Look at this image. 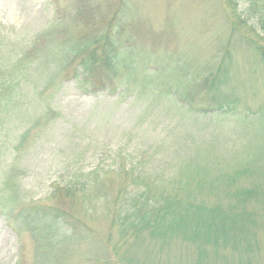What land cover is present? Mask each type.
Here are the masks:
<instances>
[{"label": "rangeland", "instance_id": "obj_1", "mask_svg": "<svg viewBox=\"0 0 264 264\" xmlns=\"http://www.w3.org/2000/svg\"><path fill=\"white\" fill-rule=\"evenodd\" d=\"M261 19L264 0H0V264H264ZM84 29L113 37L115 74L64 68ZM190 206L201 223L175 221ZM215 211L241 218L194 235Z\"/></svg>", "mask_w": 264, "mask_h": 264}, {"label": "trees", "instance_id": "obj_2", "mask_svg": "<svg viewBox=\"0 0 264 264\" xmlns=\"http://www.w3.org/2000/svg\"><path fill=\"white\" fill-rule=\"evenodd\" d=\"M78 5H79L78 6L79 8L86 6L85 3H82V4L80 3ZM85 10H87V9H85ZM85 10H81V9L79 10V14H80L79 18H80V21H82V18L84 19V21H85L84 26H86L85 28H87L88 25H90L92 23V21L90 18L91 16ZM84 11H85V13L83 14ZM101 19H103V18H101ZM96 21L102 23L105 20H96ZM116 22H117L116 19H111V21L108 23L109 24L112 23V25L116 27ZM260 29L264 33V21H263V19L260 20ZM95 30H96V28H95ZM95 30H94V32H95ZM94 32L92 29H84V32H82L79 35H76L75 38H74V36L73 37L69 36L66 33H64L62 35L63 43H67L69 41L68 44L70 47V52H68L65 55L64 68H68L71 63L74 64V63L79 62L84 67V71L86 72V74L91 73V74H96L97 76L103 75V74L108 75L109 73L115 74L116 68H117L116 65H118V62L120 60V58H119L120 53H118L117 51H115L113 49L115 47L114 46L115 43H113V41H114L113 37L110 36V38H108V37H106L107 39L105 38L106 40H105L104 44L101 46V51L99 52L98 47L100 46V40L97 37L93 36ZM118 36L122 39L120 31H118ZM263 38H264V35H263ZM244 39H246V37ZM121 42L124 43L125 45H128V47L133 46V48L136 47V45H138V44H143L142 41H138V42L132 43V44L127 43L123 40H121ZM255 51H257L258 57H259L260 61L262 62V64L264 65V47L261 45H259V46L257 45ZM25 59H27V57H25ZM58 59L61 62V58H58ZM74 76L75 77H81L82 74L79 73V74L74 75ZM87 76H90V75L88 74ZM202 111L203 112L205 111V113H207V112L213 113V112L222 111V108H216L215 110L211 109V108L210 109H203ZM51 196L54 200H59V201H62V203H63L67 199L72 198V193L70 192V188L65 187V188H60V189L55 190L54 192H52ZM166 205L168 207L167 203H166ZM59 206L60 205H58L57 207L54 206V210L52 212L40 211L39 214H37L35 217H33L34 218L33 223H36L39 220L45 226H50V225H53L54 223H57V222H63L66 224L67 219L70 218L69 216H71V214L69 213V210H68V207L70 209L71 203L67 204L66 207H65V204H63V206H64L63 209L59 208ZM179 207H181V206H178V204H177V209ZM190 210L193 212L192 216L190 214H184V216L181 215L180 218L176 217L175 221H178V222H184L185 221V222H190L192 224L201 223L203 215H200L198 213L197 214L194 213L195 209L192 208L191 206H190ZM161 212L159 211L158 213H155V217L153 218V221L152 220L151 221L154 223L162 221L164 218H163V215ZM217 215H218V218H217ZM223 215L224 214L219 213V212H218V214H216V211H215L214 217L203 220V221H205V220L208 221L207 224L204 223L206 225H203L204 226L203 229H200L199 227L194 229V235H196V236H204L205 235V236L210 237L213 232H216V237H218V236L222 235V232L220 230H217L220 228L215 227L216 224L213 221H215L217 219V221H219V222H221V221L231 222L233 225H235L234 223L239 221L241 218V216L239 218H238V216L233 218L230 216L225 217ZM72 222H73V220H72ZM215 228H217V229H215Z\"/></svg>", "mask_w": 264, "mask_h": 264}]
</instances>
